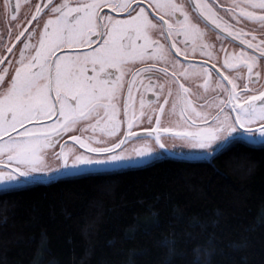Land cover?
<instances>
[{"label":"snow or ice","instance_id":"1","mask_svg":"<svg viewBox=\"0 0 264 264\" xmlns=\"http://www.w3.org/2000/svg\"><path fill=\"white\" fill-rule=\"evenodd\" d=\"M26 4L2 5L0 196L264 150V0Z\"/></svg>","mask_w":264,"mask_h":264},{"label":"trees","instance_id":"2","mask_svg":"<svg viewBox=\"0 0 264 264\" xmlns=\"http://www.w3.org/2000/svg\"><path fill=\"white\" fill-rule=\"evenodd\" d=\"M0 264H264V150L0 196Z\"/></svg>","mask_w":264,"mask_h":264},{"label":"rangeland","instance_id":"3","mask_svg":"<svg viewBox=\"0 0 264 264\" xmlns=\"http://www.w3.org/2000/svg\"><path fill=\"white\" fill-rule=\"evenodd\" d=\"M4 0H0V49H2V45L5 41V37L8 35L9 31V24L14 22H10L8 15L4 12V9L2 7ZM21 2V10L19 12L20 16H24V14L29 10L30 4H26V0H20ZM2 41V42H1ZM209 101H211V94L208 95ZM79 134V133H77ZM115 139V138H112ZM169 144H172V141H169ZM170 151L173 152H181V151H189V149L184 148L181 146L178 142L176 143L175 148H170ZM182 159H188V158H183V157H178Z\"/></svg>","mask_w":264,"mask_h":264},{"label":"flooded vegetation","instance_id":"4","mask_svg":"<svg viewBox=\"0 0 264 264\" xmlns=\"http://www.w3.org/2000/svg\"><path fill=\"white\" fill-rule=\"evenodd\" d=\"M11 2H15V0H11ZM20 17H23V16H20ZM248 29L252 30L253 31V34H255L257 37H258V40L257 42L259 41V38H260V35H261V31H260V26L259 25H256V24H248ZM210 37L211 38H214L215 37V33H210ZM7 39V37H5V40ZM2 42V41H1ZM238 43V42H237ZM153 96H152V93H149L146 97V99H152Z\"/></svg>","mask_w":264,"mask_h":264}]
</instances>
